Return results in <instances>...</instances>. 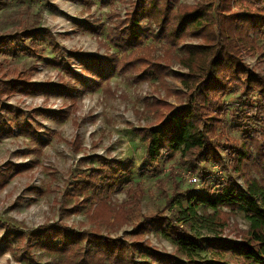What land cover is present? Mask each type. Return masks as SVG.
Listing matches in <instances>:
<instances>
[{
	"label": "trees",
	"instance_id": "trees-1",
	"mask_svg": "<svg viewBox=\"0 0 264 264\" xmlns=\"http://www.w3.org/2000/svg\"><path fill=\"white\" fill-rule=\"evenodd\" d=\"M235 4L238 7L234 10ZM36 34L32 28H23L20 32L0 35V49L12 47L15 40L25 38L30 41L21 50L34 49ZM262 35L264 0H196L193 4L181 0H133L125 15L115 22L110 35V41L120 48L121 54L107 51L99 56L68 50L67 58L77 59L85 75L78 73L69 62L64 67L68 78L62 75L57 82L33 81L21 72L11 77L0 73V112L4 111L0 114V135H11L17 129L34 137L38 130L23 118V112L9 103L1 105L5 97L14 92L55 95L66 98L69 106L76 108L80 86L92 89L104 86L103 90L111 93L110 86L105 85L116 73H131L134 82L162 81L176 60L183 69L180 73L174 72L183 87L177 91L180 104L159 97L146 98L144 109L154 117V123L134 129L144 142L145 160L151 165L162 156L178 154L180 161L198 162L203 158L221 164L226 170V165L220 162L219 149H223L230 155L233 173L243 179V186L233 177L216 179L217 187L190 191L186 205L179 204L169 221L156 212L144 216L133 227L132 234L138 236L152 227H160V232L174 245V254H164L139 241L127 248L122 237L104 235L99 227L125 223L130 204L139 201L140 187L129 188L127 194L131 196L115 202L112 193L130 173L131 163L93 154L91 158L97 164L80 172L64 190V195L75 200L67 208L69 213L78 212L88 203L86 218L95 225L90 230H77L65 221L46 223L28 236L8 227L6 241L13 236H25L27 243L34 240L37 247L57 257L52 264H264V74L249 68L243 57L245 53L257 51ZM147 36L161 42V53L154 55V46L142 45ZM188 38L199 41H187ZM235 85L240 86L237 99L241 106L235 108L233 116L244 137L239 146L212 138L226 112L223 97ZM66 111L32 109L34 113L56 119L66 116ZM71 145L74 151L82 149L78 135L71 140ZM33 151L38 154L40 149ZM251 164L257 178L249 173ZM27 167V164L7 162L0 168V187L13 173ZM182 193L173 192L170 201ZM237 212L244 214L248 227L238 239L228 238L222 234L223 229L229 215ZM140 246L148 250L149 260H135L133 254ZM205 249L210 251L209 256L202 254Z\"/></svg>",
	"mask_w": 264,
	"mask_h": 264
},
{
	"label": "rangeland",
	"instance_id": "rangeland-1",
	"mask_svg": "<svg viewBox=\"0 0 264 264\" xmlns=\"http://www.w3.org/2000/svg\"><path fill=\"white\" fill-rule=\"evenodd\" d=\"M132 1L0 0V35L20 32L23 28H32L37 33V46L34 49L21 50L28 46L30 38L15 40L12 47L0 49V73L11 77L21 72L33 81L57 82L62 75L68 78L64 67L69 62L78 73L85 75L77 59L67 58L68 50L99 56H104L107 51L121 54L120 48L110 41V35L115 22L125 15ZM195 1L181 0L186 4ZM237 4L233 6L234 10ZM187 41L197 42L199 39L188 38ZM142 45L154 46V55L162 51L161 42H155L151 36H147ZM258 45L257 51L245 53L243 57L249 68L263 75L264 35L259 37ZM14 48L15 51H12ZM126 51L129 52L130 48L127 47ZM176 52L180 51L177 49ZM182 71L173 60L171 70L162 81L150 79L134 82L131 73L113 74L105 85L110 86L111 93L103 90L104 86L96 89L80 86L76 108L69 106V101L64 97L42 93L14 92L1 101L2 106L9 103L23 112V118H27L38 133L31 137L15 129L11 135H0V168L9 161L28 165L24 170L13 173L0 187V264H52L57 259L37 247L34 240L27 243L25 236H13L6 241L5 229L8 227L28 236L46 223L65 221L77 230H90L95 225L86 218L88 203L78 212L69 213L67 208L75 200L64 195V190L69 188L80 172L88 171L90 166L97 164L91 158L93 154L117 157L131 163L130 173L121 187L112 193L115 202L127 200L131 196L127 194L129 188L140 187L139 201L130 204L125 223L102 224L99 227L104 235L122 237L127 248L129 244L139 241L164 254H174V245L168 236L160 232V227L145 230L140 236L132 234L133 227L144 216L156 212L169 221L175 216L179 204L186 205L190 191H202L205 186L217 187L216 179L233 177L243 186V179L233 173L228 160L230 155L223 149H219L220 162L226 165V170L222 169L221 164L203 158L198 162L188 159L180 161L178 154L162 156L151 165L145 160L144 142L134 130L154 123V117L144 109L145 99L159 97L179 105L181 98L177 91L183 87L174 72ZM239 93L240 86L235 85L224 95L226 112L221 125L212 135V138L226 145L239 146L244 141L239 123L233 116L235 108L241 106L237 99ZM34 108L65 109L67 115L51 118L32 112ZM75 135L81 141L80 151H74L71 145ZM40 139L46 142L42 144ZM36 148L40 149L38 154L33 151ZM251 154V159H255L254 150ZM250 167L249 173L257 178L253 165ZM177 190L183 193L175 195L170 201L172 193ZM247 227L244 214L237 212L229 215L222 234L238 239L241 231ZM147 251L145 247H137L133 254L135 260H149ZM201 252L205 256L210 255L209 250Z\"/></svg>",
	"mask_w": 264,
	"mask_h": 264
}]
</instances>
